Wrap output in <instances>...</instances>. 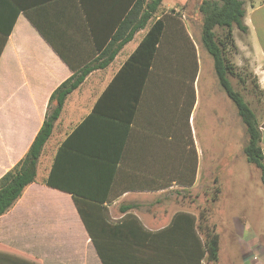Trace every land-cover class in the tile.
Here are the masks:
<instances>
[{
  "label": "crops",
  "instance_id": "obj_1",
  "mask_svg": "<svg viewBox=\"0 0 264 264\" xmlns=\"http://www.w3.org/2000/svg\"><path fill=\"white\" fill-rule=\"evenodd\" d=\"M9 2L20 9L6 39L0 34V177L25 154L53 90L99 56L131 8L129 0ZM195 8L173 7L174 31L183 40L176 47L162 40L147 67L143 60L118 74L148 25L167 12L160 7L105 67L90 71L67 95L34 181L0 215V264H105L75 198L103 207L96 208L95 232L107 264H137V222L157 232L185 212L198 224L206 219L204 207L214 232L251 237L239 242L243 261L261 264L249 218H234L228 229L218 212L217 183L233 156L237 112L205 54ZM242 22L246 30L234 26L232 41H221L222 53L232 87L257 117L263 152L264 0H244ZM215 31L222 40L224 30ZM48 177L52 185L44 182Z\"/></svg>",
  "mask_w": 264,
  "mask_h": 264
},
{
  "label": "trees",
  "instance_id": "obj_2",
  "mask_svg": "<svg viewBox=\"0 0 264 264\" xmlns=\"http://www.w3.org/2000/svg\"><path fill=\"white\" fill-rule=\"evenodd\" d=\"M4 1L7 2L5 5L2 4ZM161 1L129 0L128 3L131 8L124 14L117 30L111 36V40L107 43L104 40L101 43L98 48L99 56L75 69L72 75L53 90L49 97L43 123L25 154L0 177V215L8 210L23 189L34 181L42 148L51 134L53 123L58 118L67 95L80 85L90 71L105 67L120 48L133 37L134 33L144 28L148 21L154 17ZM19 9L12 5L9 0H0V34L3 39H6L10 33ZM198 10L201 13V44L212 57L213 68L219 85L234 103L237 115L245 126L247 140L243 147V153L248 162L260 169L261 181L264 184V156L260 146V126L252 108L242 95L234 90L227 77V69L231 70V67L226 64L221 44V41L222 43L232 41L233 26L241 31L246 30L242 22L244 0H201ZM174 15L178 14H174L173 9L169 12H161L160 17L148 25L142 40L125 61L118 74L135 64H141L143 60H145L147 67L154 60L162 40H170L174 47H176L175 40H183L175 34L176 20ZM31 21L37 27L35 21ZM216 27L224 30L222 40H216ZM60 55L63 57L61 53ZM44 182L48 185L53 184L51 177L46 178ZM81 202L75 198L78 212L90 233L91 239L102 260L107 264L105 256L99 248L95 232L96 208L101 209L103 207L97 205L95 208L83 206ZM137 224L138 231L135 237L137 264H202V260L216 262L218 259L220 240L218 233L205 230L204 237L200 236L199 232L203 230V226L196 223L192 214L176 213L169 225L157 232H150L144 229L139 222Z\"/></svg>",
  "mask_w": 264,
  "mask_h": 264
},
{
  "label": "rangeland",
  "instance_id": "obj_3",
  "mask_svg": "<svg viewBox=\"0 0 264 264\" xmlns=\"http://www.w3.org/2000/svg\"><path fill=\"white\" fill-rule=\"evenodd\" d=\"M200 2L201 0H162L159 7L169 12L173 7H181L185 6V4L191 6L193 4L196 10ZM184 15L187 17L194 14L184 12ZM205 54L208 60H212L206 50ZM205 69L206 67H204ZM202 76L204 80L209 78L208 73H205V71H203ZM233 107L234 112H236L234 103ZM235 114L237 121L233 127V156L231 162H227L226 167L223 166L225 169L223 168L222 170L221 185L219 181L217 183V208L218 212L222 214L221 222L223 226L228 229L231 228L232 224H235L234 218L239 216L249 218L255 234L258 235V237L253 239L255 244L251 248L255 252L254 255L257 257V261L264 264V184L261 181L260 169L253 163L248 162L243 153L242 147L247 140V135L244 131L245 129L243 130L245 128L244 124L237 116V113ZM262 146L264 154V140ZM222 159V164H224L223 156ZM207 209V207H204L203 216L206 219L198 222L203 226V230H201L202 237H204L205 230L208 232L214 231L213 222H210L207 218ZM221 222L217 223L220 224ZM218 233L220 234L218 260L213 263L205 261V264H245L243 261V248L239 242L243 243L241 240L249 242L252 238L242 233L241 237L236 240L228 230H218Z\"/></svg>",
  "mask_w": 264,
  "mask_h": 264
}]
</instances>
